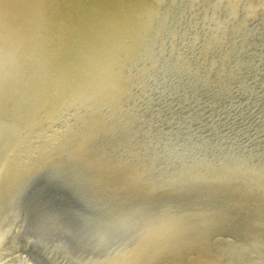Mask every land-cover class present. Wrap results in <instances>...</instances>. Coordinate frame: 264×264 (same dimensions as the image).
<instances>
[{
    "label": "rangeland",
    "instance_id": "rangeland-1",
    "mask_svg": "<svg viewBox=\"0 0 264 264\" xmlns=\"http://www.w3.org/2000/svg\"><path fill=\"white\" fill-rule=\"evenodd\" d=\"M13 1L17 2L0 1V15L3 16L0 17V41L11 42L4 46L0 42L3 62L0 60V143L8 146L6 152V145H0V264H264V239H261L264 238V213L261 214L264 212V174L256 173H264V10L251 2L253 12L246 15L247 6L239 4L242 0H129L123 8V16L129 13L126 17L130 19L127 24L132 25L131 31L119 54L108 58L104 54L107 46L110 48L108 44L86 39L91 36L90 31L96 30L95 24L104 22L96 15L99 11L96 6L91 5L94 9L86 7L88 2L84 0H59L62 4L53 0L52 9L45 10L32 2L22 0V5L18 0L17 6ZM118 1L123 6L127 0ZM179 3L181 10L173 17ZM6 6L9 9L5 12ZM11 10L15 15L12 16ZM57 10L68 16L79 18L81 15L79 21H85L89 26L82 24L90 29L83 26H73V29L71 23L64 26L56 20L60 12ZM35 16H39L38 20L44 25L37 22ZM43 17L52 19L54 26ZM31 24L39 28L33 30ZM60 26L61 29L57 28ZM13 31L18 38L10 37ZM35 31H42L39 37ZM28 36L31 37L29 42ZM43 37L45 41H39ZM20 43L23 46L18 45ZM35 43L36 46L40 44L41 48L37 49L43 52L42 57L36 46L33 47ZM19 47L24 49L19 50ZM25 48L35 50L36 55L27 54ZM6 51L8 54L23 52L28 57L21 54L22 58L21 55L18 58V54L11 53L14 59ZM33 55L39 60L35 62ZM23 58L24 63L21 62ZM25 58H31L35 64ZM8 62L13 66L4 65ZM37 62L43 63L45 70L38 64L46 74L40 72ZM33 65L41 76L45 74L44 79L38 73L34 77L35 71H32L37 69L34 67L30 71L28 67ZM16 68L22 70L21 73L15 71ZM9 71L12 75L16 73L15 77ZM27 72L39 79V83L27 75L28 80L31 79L28 82ZM53 77L61 83L56 86ZM99 79L107 81V85ZM114 79L118 84H113ZM41 81L45 82L41 84ZM102 84L108 87L102 88ZM27 88H31L30 91ZM36 101L38 106L33 104ZM30 108L37 109L39 116ZM238 161L243 163L239 165ZM238 165L244 170L236 168ZM257 165H260L259 170ZM245 167L254 169L246 170ZM222 170L228 171L224 172L226 175ZM202 171L209 176L215 174L216 177L211 176L215 180L202 175ZM41 181L55 188L53 197L34 193V184ZM229 181H232L230 185L238 181L236 189L228 184ZM240 200L242 202H238ZM258 214L263 216L260 217L263 221ZM212 217L216 221L221 219V224ZM252 222L261 226H252ZM159 223L161 226L157 228ZM162 226H167L168 230ZM195 228L200 232H194ZM249 229L255 234L247 233ZM204 232L210 235L204 236ZM187 238L192 239L193 244L189 245ZM205 238L209 241L204 242ZM148 249L150 251H146ZM150 254L155 263L148 261L153 260Z\"/></svg>",
    "mask_w": 264,
    "mask_h": 264
},
{
    "label": "bare ground",
    "instance_id": "bare-ground-1",
    "mask_svg": "<svg viewBox=\"0 0 264 264\" xmlns=\"http://www.w3.org/2000/svg\"><path fill=\"white\" fill-rule=\"evenodd\" d=\"M0 1H1V0H0ZM4 1H6V0H4ZM16 1L18 2V0H16ZM24 1L32 2L33 4H35V6L38 5L39 7L43 8V9L45 8V10H46V8H48V9H52L51 7L53 6V5L51 6V4H52L51 1H53V0H24ZM57 1H59V0H57ZM57 1H56V2H57ZM60 1H63V0H60ZM60 1H59V2H60ZM65 1H66V0H65ZM79 1L81 2V1H83V0H79ZM128 1H129V0L125 1V2L123 3V6H121V5L119 4V1H118V0H87V1L84 0V1H83L84 3H85V2H88L87 5H89V6L86 5V7H90L91 5H92V6H96V7L98 8L97 10H99L98 13H97L96 15H98V17L100 16V17L104 20L103 23L100 22V23L98 24L97 22H99V21L96 22L97 24H95V26H94V27H96V30H95V31L93 30L92 32L90 31L91 36L88 37V38H86V39H87V40H90V41L94 40V41H96V42H100V43L102 42V43H104V44L106 43V46H107V44H108V45L110 46V48L107 46V48L105 49V52H104V54H105L106 56H108V58H109L110 56H114V54L118 53L120 50L123 49V47H124V42H125V39H126V36H127L128 33L131 31V30H130V28H131L130 26H132V25H129V23L127 24V21H128V20L130 21V19H128V18L126 17V16L129 15V13H128V15L123 16V14H125L123 8L126 6V4H127ZM11 2H12V0H11ZM17 2H14V1H13V3H16V5L18 4ZM19 2L22 3V0H21V1L19 0ZM56 2H55V3H56ZM83 2H82V3H83ZM136 2H137V1H136ZM2 3H3V2H2ZM2 3H1V4H2ZM8 3L10 4L9 1H8ZM8 3H7V4H8ZM50 3H51V4H50ZM55 3H54V4H55ZM60 3H61V2H60ZM62 3H63V2H62ZM62 3H61V4H62ZM65 3H67V2H65ZM82 3H81V4H82ZM84 3H83V4H84ZM138 3H139V2H138ZM56 4H57V3H56ZM61 4H59V5L61 6ZM67 4H68V3H67ZM129 4H130V3H129ZM136 4H137V3H136ZM5 5H6V4H5ZM11 5H12V4H11ZM13 5H14V4H13ZM22 5H23V3H22ZM59 5H58V6H59ZM2 6H3V5H1V7H2ZM14 6H15V5H14ZM17 6H18V5H17ZM19 6H20V5H19ZM31 6H32V5H31ZM79 6H80V5H79ZM92 6H91V7H92ZM120 6H121V7H120ZM134 6H135V5H134ZM6 7H7V6H6ZM11 7H12V6H11ZM20 7H23V6H20ZM27 7H28V6H27ZM68 7H69V6H68ZM84 7H85V5H84ZM86 7H85L84 9H86ZM144 7H145V6H144ZM2 8H3V7H2ZM15 8H16V7H15ZM24 8H26V7L24 6ZM24 8H23V9H24ZM28 8H29V7H28ZM64 8H65V7H64ZM70 8H71V7H70ZM70 8H68V9H70ZM76 8L78 9V7H76ZM92 8H93V7H92ZM125 8H126V7H125ZM3 9H4V8H3ZM7 9H9V8L7 7L6 10H4V11L6 12ZM13 9H14V8H13ZM13 9H12V10H13ZM17 9H20V8H17ZM23 9H20V10H23ZM43 9H42V11H44ZM56 9H58V7H57ZM62 9H63V8H62ZM77 9H76V10H77ZM89 9L92 10L91 8H88V10H89ZM93 9H94V8H93ZM117 9H119V10L121 11V13H119V11H118ZM136 9H137V8H136ZM1 10H2V9H1ZM12 10H11V11H12ZM60 10H61V9H60ZM60 10H59V11H60ZM88 10H86V11H88ZM137 10H138V9H137ZM2 11H3V10H2ZM8 11H9V10H8ZM11 11H10V12H11ZM36 11H37V10H36ZM49 11H51V10H49ZM57 11H58V10H57ZM59 11H58V12H59ZM61 11H62V10H61ZM61 11H60V13H61ZM133 11H134V10H133ZM140 11H141V10H140ZM12 12H13V13H12V16L15 15L14 11H12ZM17 12H19V11L17 10ZM20 12H22L21 14H24L23 11H20ZM28 12H29V11H28ZM45 12H46V11H45ZM47 12H48V10H47ZM52 12H53V11H52ZM62 12H63V11H62ZM73 12H75V11H73ZM73 12H72V13H73ZM81 12H82V11H81ZM84 12H85V11H84ZM94 12H95V11H94ZM94 12L92 11V13H94ZM0 13H1V12H0ZM3 13H4V12H3ZM3 13H2V14H3ZM33 13H34V12H33ZM40 13H41V12H40ZM48 13H49V12H48ZM50 13H51V12H50ZM50 13H49V14H50ZM54 13H55V12H54ZM65 13H66V12H65ZM85 13L87 14V12H85ZM85 13H84V15H85ZM4 14H5V13H4ZM8 14H9V12H8ZM16 14H17V13H16ZM27 14H28V13H27ZM30 14H31V13H30ZM51 14H52V13H51ZM51 14H50V15H51ZM56 14H57V13H56ZM56 14H55V15H56ZM67 14H68V13H67ZM88 14H89V13H88ZM126 14H127V13H126ZM5 15H6V14H5ZM5 15H4V16H5ZM28 15H29V14H28ZM28 15H26V17H27ZM40 15H41V14H40ZM42 15H43V14H42ZM55 15H54V16H55ZM70 15H71V13H70ZM76 15H77V14H76ZM79 15H80V14H79ZM84 15H83V17H84ZM101 15H102V16H101ZM1 16H2V15H0V17H1ZM6 16H7V15H6ZM9 16H11V15H9ZM12 16H11V18H12ZM77 16H78V15H77ZM80 16H81V15H80ZM80 16H79V19H80ZM93 16H94V15H93ZM2 17H3V16H2ZM15 17H16V16H14L13 18H15ZM24 17H25V16H24ZM50 17H51V16H50ZM69 17H70V16H69ZM5 18H6V17H5ZM16 18H18V16H17ZM29 18H30V17H29ZM39 18H40L39 16H35V20L37 19V20H36L37 22L40 20ZM41 18H42V17H41ZM43 18H44V17H43ZM54 18H55V17H54ZM54 18H53V19H54ZM85 18H86V17H84V19H85ZM90 18H91V17H89V19H90ZM94 18H95V17H94ZM3 19H4V18H3ZM19 19H20V17H19ZM26 19H27V18H26ZM31 19H32V18H31ZM38 19H39V20H38ZM47 19H48V20L50 21V23H52V25L54 26L52 19H49V18H47ZM47 19L44 18V20H47ZM98 19H99V18H98ZM7 20H8V19H7ZM9 20H10V22H11V19H10V18H9ZM13 20H14V19H13ZM23 20H24V19H23ZM44 20H43V21H44ZM48 20H47V21H48ZM56 20H57V19H56ZM87 20H88V19H87ZM96 20H97V19H96ZM96 20H95V21H96ZM100 20H101V19H100ZM28 21H29V20H28ZM28 21L25 20V22H28ZM81 21H82V20H81ZM129 21H128V22H129ZM5 22H6V21H5ZM10 22H9V23H10ZM13 22H14V21H13ZM39 22H40V21H39ZM41 22H42V20H41ZM41 22H40V23H41ZM84 22H85V21H84ZM91 22H92V19H91ZM9 23H6V24L8 25ZM30 23H33V21L31 20ZM48 23H49V22H48ZM101 23H102V24L105 23V26H101V25H102ZM136 23H137V22H136ZM27 24H28V23H27ZM42 24H43V22H42ZM45 24H46V23H45ZM56 24H57V23H56ZM61 24H62V23H61ZM90 24H91V23H90ZM4 25H5V23H4ZM31 25H32V24H31ZM37 25H38V24H37ZM43 25H44V24H43ZM47 25H48V24H47ZM68 25H69V23H68ZM87 25H88V24H87ZM13 26H14V25H13ZM13 26H12V27H13ZM22 26H23V27H25V26L27 27L26 24H25V26L21 24V27H22ZM28 26H29V25H28ZM40 26H41V25H40ZM61 26H62V25H61ZM61 26H60V27H57V28H61ZM64 26H66V25L64 24ZM64 26H62V27H64ZM88 26H89V25H88ZM21 27H20V28H21ZM36 27H37V26H35V28H36ZM44 27H45V26H44ZM44 27H42V28L45 29ZM51 27H52V26H51ZM70 27H71V26H70ZM72 27H73V26H72ZM94 27H93V28H94ZM122 27H123V28H122ZM3 28H4V27H3ZM5 28H6V27H5ZM33 28H34V25H32V29H33ZM35 28H34V29H35ZM37 28H39V27H37ZM42 28H40V29L42 30ZM64 28H65V27H64ZM64 28H62V29H64ZM67 28H68V27H67ZM67 28H65V29H67ZM75 28H76V27H75ZM91 28H92V27H91ZM0 29H2V28L0 27ZM21 29H22V28H21ZM27 29H28V28H27ZM32 29H30V32H29V33H32V32H31ZM34 29H33V30H34ZM65 29H64V30H65ZM68 29H69V28H68ZM68 29H67V30H68ZM73 29H74V27H73ZM4 30H5V29H4ZM7 30H8V28H7ZM25 30H26V28H25ZM37 30H39V29H37ZM58 30H59V29H58ZM69 30H71V29H69ZM1 31H2V30H1ZM9 31H10V28H9ZM22 31H23V29H22ZM22 31H19V32H22ZM39 31H40V30H39ZM44 31H45V30H44ZM48 31H49V30H48ZM52 31H53V29H52ZM3 32H4V31H3ZM25 32L27 33V30H26ZM33 32H34V31H33ZM35 32H37V31H35ZM41 32H42V31H41ZM41 32H39V33L37 32L39 35L36 36V37H39L40 34H41ZM75 32H76V30H75ZM78 32H79V31H78ZM15 33H17V32H15ZM15 33H14V31H13V32H12V35H13V36L10 34V35H11L10 37H12V38L14 37V38L16 39L17 35H16V37H15ZM22 33H23V32H22ZM61 33H62V32H61ZM85 33H86V32H85ZM1 34H2V33H1ZM6 34L8 35L7 32H6ZM45 34H46V32H45ZM51 34H52V33H51ZM53 34H54V33H53ZM77 34H78V33H77ZM81 34H82V33H81ZM4 35H5V34H4ZM7 35H6V37H7ZM35 35H37V34H35ZM35 35H34V36H35ZM47 35H50V33L47 34ZM69 35H70V34H69ZM88 35H89V34H88ZM30 36H31V35H30ZM32 36H33V35H32ZM32 36H31V37H32ZM1 37H2V35H1ZM10 37H7V39L10 38ZM31 37H30V38H31ZM49 37H50V36H49ZM49 37H48V38H49ZM17 38H18V37H17ZM25 38H26V37H25ZM28 38H29V36H28ZM30 38L28 39V42H29ZM32 38H34V37H32ZM41 38H42V37H41ZM41 38H40L39 41H41V40L45 41V40H44V37H43V39H41ZM48 38L46 37V39H48ZM58 38H59V37H58ZM4 39H5V38H4ZM20 39L22 40L21 37H20ZM23 39H24V38H23ZM77 39H78V38H77ZM2 40H3V37H2ZM21 40H20V41H21ZM24 40H25V39H24ZM24 40H22V41H24ZM48 40H49V39H48ZM62 40H63V39H62ZM18 41H19V40H18ZM25 41H26V40H25ZM0 42L2 43V41H0ZM6 42H9V41L7 40ZM6 42L4 41V43H6ZM13 42H14V41H13ZM30 42L33 43V41H30ZM34 42H35V41H34ZM59 42H60V41H59ZM86 42H87V41H86ZM86 42H85V43H86ZM4 43H2V45H3ZM9 43L11 44V42H9ZM15 43H16V42H15ZM25 43H27V42H25ZM25 43H24V44H25ZM31 43H30V44L28 43L29 46H31ZM49 43H50V42H49ZM6 44H8V43H6ZM13 44H14V43H13ZM13 44H12V45H13ZM81 44H82V43H81ZM90 44H92V42H90ZM18 45H22V43H20V44H18ZM18 45L15 44V46H17V47H18ZM36 45H37V44L35 43V45H33V47L36 46ZM39 45H40V44H38V46H36V48H35L37 51H39V50L37 49L38 47L41 48ZM60 45H61V44H60ZM84 45H87V43L84 44ZM92 45H93V44H92ZM94 45H95V44H94ZM3 46H4V45H3ZM7 46H8V45H7ZM22 46H23V45H22ZM46 46H47V45H46ZM53 46H54V45H53ZM71 46H72V45H71ZM106 46H105V47H106ZM5 47H6V46H5ZM11 47H12L11 45H10L8 48L6 47V48L8 49V52L10 51L9 48H11ZM17 47H14V48H17ZM24 47H25V45H24ZM24 47H19L18 49H19V50H20L21 48L24 49ZM27 47H28V46H27ZM93 47H94V46H93ZM14 48H13V49H14ZM51 48H52V47H51ZM81 48H84V47H81ZM97 48H98V47H97ZM3 49H4V48H3ZM7 49H6V50H7ZM18 49H16V51H17ZM23 49H22V50H23ZM25 49H26V48H25ZM85 49H86V46H85ZM22 50H21V51H22ZM26 50L29 51V52H28V51L26 52L27 54L29 53V54L32 55V53H33V54L36 55V53H35L36 51H35V50H34L35 52H34V51L32 52V51L29 50V49H26ZM102 50H103V49H102ZM21 51H20V52H21ZM51 51H52V50H51ZM61 51H62V50H61ZM81 51H82V50H81ZM96 51H97V50H96ZM3 52H4V51H3ZM8 52L6 51V54H7V55L13 53V52H11V53L8 54ZM30 52H31V53H30ZM39 52H41V53H39V54H40L39 57H40V56L42 55L43 52H42V51H39ZM58 52H59V51H58ZM86 52H87V51H86ZM79 53H80V51H79ZM98 53H99V52H98ZM1 54H2V53H1ZM13 54H15V55L18 54L19 56L16 55V56H18V58L20 57L21 54H23V56H24V55H27V54H25V53H23V52H22V53H18V52H16V53H13ZM13 54H11V55L13 56ZM88 54H89V52H88ZM88 54H87V55H88ZM118 54H119V53H118ZM4 55H5V54H4ZM11 55H9V56H11ZM35 55H33L34 57L32 56V57H33L32 59H35V62H36V61L39 60V59L36 60ZM45 55H46V54H45ZM80 55H81V54H80ZM9 56H8V57H9ZM12 56H11V57H12ZM42 56H43V55H42ZM42 56H41V57H42ZM81 56H82V55H81ZM88 56H89V55H88ZM117 56H118V55H117ZM0 57H1V56H0ZM2 57L7 58V56L5 57V56H3V55H2ZM11 57L9 58V60L12 59ZM13 57H14V56H13ZM27 57H28V55H27ZM29 57H30V56H29ZM84 57L87 58L86 56H84ZM93 57H94V56H93ZM18 58L16 57V60H18ZM20 58H22V55H21ZM43 58H44V57H43ZM76 58H77V57H76ZM89 58H90V57H89ZM89 58H88V59H89ZM14 59H15V57H14ZM25 59H26V58H25ZM28 59L30 60L31 58H28ZM28 59H26V60H28ZM32 59L30 60L31 62H32ZM80 59H81V58L79 57V60H80ZM117 59H118V58H117ZM0 60H1V59H0ZM4 60H5V59H4ZM4 60H3V61H4ZM20 60H21V59H20ZM23 60H24V58L21 60V62H22ZM40 60H41V58H40ZM42 60H43V59H42ZM42 60H41V61H42ZM58 60H60V59H58ZM84 60H85V59H84ZM91 60H92V59H91ZM97 60H98V59H97ZM5 61H6V60H5ZM24 61H25V60H24ZM24 61H23L22 63H24ZM30 61L28 62V64L30 63V65L32 66V64H31ZM48 61H49V60H48ZM68 61H69V60H68ZM71 61H72V60H71ZM81 61H82V60H81ZM110 61H111V60H110ZM116 61H117V60H116ZM1 62H2V60H1ZM16 62H17V61H16ZM21 62H20V63H21ZM35 62L33 61L32 63L35 64ZM84 62H85V61H84ZM84 62H83V63H84ZM86 62H88V61H86ZM86 62H85V63H86ZM117 62H118V61H117ZM18 63H19V62H18ZM18 63H17V64H18ZM38 63H40V62H37L36 64H38ZM43 63H45V62L43 61ZM43 63L41 62V63H40V64H41L40 66H42ZM79 63H80V61H79ZM94 63H95V62H94ZM101 63H102V62H101ZM108 63H109V62H108ZM2 64H3V62H2ZM5 64H9V66H10V65L13 66V64H11V62L4 63V65H5ZM15 64H16V63H15ZM28 64H27V65H28ZM48 64H50V63H48ZM65 64H66V63H65ZM81 64H82V63H81ZM96 64H97V62H96ZM106 64H107V63H106ZM18 65H19V64H18ZM18 65H17V66H18ZM24 65H25V64H24ZM76 65H77V62H76ZM87 65H88V64H87ZM87 65H86V66H87ZM14 66H15V65H14ZM20 66H21V64H20ZM31 66H28L29 69H30V71H32V70L34 69V67H35L34 65H33V67H31ZM38 66H39V64H38ZM40 66H39V67H40ZM83 66H84V65H83ZM88 66H89V65H88ZM88 66H87V67H88ZM107 66H108V65H107ZM6 67H8V66H6ZM15 67H16V66H15ZM24 67H26L27 70H28V67H27V66H24ZM36 67H37V66H36ZM36 67H35V68H36ZM68 67H69V66H68ZM80 67H81V66H80ZM102 67H103V65H102ZM9 68L12 69L13 67H12V68L9 67ZM22 68H23V66H22ZM62 68H63V67H62ZM66 68H67V67H66ZM78 68H79V67H78ZM83 68H86V67H83ZM104 68H105V67H104ZM106 68H107V67H106ZM10 69H9V70H10ZM16 69H17V68H16ZM36 69H37V70H33V71H32V72L35 71V75H34V77L37 75L36 73L39 74V72H38L39 69H38V68H36ZM40 69H41V67H40ZM45 69H46V68H44V65H43V70H45ZM81 69H82V67H81ZM81 69H80V71H81ZM101 69L104 70L103 68H101ZM110 69H111V67H110ZM14 70H15V69H14ZM24 70H25V68H24ZM96 70H97V69H96ZM114 70H116V68H115ZM10 71H13V70H10ZM10 71H9V72H10ZM15 71L18 72L19 70L17 69V70H15ZM20 71H22V70H20ZM20 71H19V72H20ZM30 71H29V72H30ZM54 71H55V70H54ZM110 71H111V70H110ZM116 71H117V70H116ZM116 71H115V72H116ZM23 72H25V71H23ZM23 72H22V74H23ZM40 72L43 73L44 71L42 72V69H41ZM46 72H47V71H45L44 73L46 74ZM52 72H53V71H52ZM57 72H58V71H57ZM62 72H63V71H62ZM98 72H99V71H98ZM98 72H97V73H98ZM115 72H114V73H115ZM12 73H13V75L11 74V72H10V75H12L13 77H15L16 73H14V72H12ZM20 73H21V72H20ZM60 73H61V72H60ZM110 73H111V72H110ZM110 73H109V75H110ZM116 73H117V72H116ZM116 73H115V75H116ZM24 74H25V73H24ZM24 74H23V75H24ZM29 74H31V73H29ZM29 74H28V72H27V74L25 75V77H27V75H29ZM45 74H44L43 76H41V75L39 74V76H40L42 79H44V78H45V77H44ZM57 74H58V73H57ZM92 74H93V73H92ZM95 74H96V73H95ZM99 74H100V73H99ZM104 74H107V73L104 72ZM19 75H20V74H19ZM31 75H32V74H31ZM47 75H48V74H47ZM47 75H46V76H47ZM49 75H50V74H49ZM52 75H53V74H52ZM100 75H101V74H100ZM62 76H63V74H62ZM62 76H61V77H62ZM95 76H96V75H94V77H95ZM102 76L104 77L105 75H102ZM112 76H113V75H112ZM112 76L110 75L111 79H112ZM29 77L33 78L34 80H37V79H35L34 77H32V76H30V75H29ZM37 77H38V76H37ZM37 77H36V78H37ZM43 77H44V78H43ZM47 77H48V76H47ZM47 77H46V78H47ZM56 77H60V76H56ZM98 77H99V76H98ZM98 77H97L96 79L94 78L95 81L98 79ZM103 77H102V78H103ZM114 77H115V76H114ZM20 78H21V76L19 77V79H20ZM38 78H39V77H38ZM53 78H54V77H53ZM21 79H22V81H23V78H21ZM28 79H29V78L27 77V80H28ZM55 79H56V78H54V81H55ZM61 79H62V78H61ZM116 79H117V78H116ZM46 80H47V79H46ZM46 80H45V81H46ZM50 80H51V79H50ZM109 80H110V78H109ZM109 80H108V81H109ZM25 81H26V80H25ZM25 81L23 82V85H25ZM30 81H31V79L28 80V82H30ZM32 81H33V80H32ZM37 81H38L37 83H39L40 80L38 79ZM45 81H41V84H42V82H45ZM48 81H49V80H48ZM54 81H53V82H54ZM97 81H98V80H97ZM99 81H100V79H99ZM100 82H102V79H101ZM100 82H98V83H100ZM103 82L105 83V82H107V81H103ZM103 82H102V83H103ZM112 82H113V81H112ZM115 82L118 84V81H115V79H114V83H113V84H115ZM35 83H36V82H35ZM35 83L33 82V84H34V85H33L34 88L36 87V86H35ZM51 83H52V81H51ZM56 83H59L58 80L55 81V85H56ZM60 83H61V82H60ZM60 83H59V84H60ZM92 83H93V82H92ZM95 83H96V82H95ZM95 83H94V84H95ZM30 84H31V86H30ZM30 84H27V87H28V85H29L30 87H32V83H30ZM45 84H46V83H45ZM52 84H54V83H52ZM52 84H51V85H52ZM87 84H88V83H87ZM100 84H101V83H100ZM105 84H106V83H105ZM108 84H109V82H108ZM110 84H112V83H110ZM55 85H54V86H55ZM97 85H98V84H97ZM106 85H107V84H106ZM106 85H104V86H105V87H108V86H106ZM37 86H38V85H37ZM43 86H45V85H43ZM56 86H57V85H56ZM58 86H59V85H58ZM104 86H103V84L101 85L102 88H103ZM109 86H110V85H109ZM113 86H114V85H113ZM113 86H112V88H113ZM117 86H118V85H117ZM117 86H116V87H117ZM49 87H50V86H49ZM52 87H53V86H52ZM38 88H40V87H38ZM99 88H100V87H99ZM110 88H111V87H110ZM112 88H111V90H112ZM114 88H115V87H114ZM27 89H28V88H27ZM29 89H31V88H29ZM29 89H28V91H30ZM35 89H36V88H35ZM35 89L32 88V91L35 90ZM41 89H42V87H41ZM41 89H40V90H41ZM50 89L52 90V88H50ZM86 89H87V88H86ZM86 89H85V90H86ZM36 90H37V89H36ZM56 90H57V88H56ZM85 90H84V91H85ZM93 90H94V89H93ZM103 90H104V89H102V91H103ZM21 91H22V90H21ZM25 91H26V90H25ZM38 91H39V90H38ZM60 91H61V90H60ZM88 91H89V90H88ZM94 91H96V90H94ZM100 91H101V90H100ZM23 92H24V91H23ZM56 92H57V91H56ZM58 92H59V91H58ZM96 92H97V91H96ZM108 92H109V91H108ZM110 92H112V91H110ZM110 92H109V93H110ZM114 92H115V91H114ZM26 93H28V92H26ZM39 93H40V92H39ZM52 93H53V92H52ZM90 93H91V92H90ZM97 93L99 94V91H98ZM97 93H96V97H98V96H97ZM21 94H22V92H21ZM36 94H37V93H36ZM92 94H93V93H92ZM101 94H102V93H101ZM23 95H28V94L23 93ZM33 95H34V94H33ZM102 95H103V94H102ZM53 96H54V95H53ZM55 96H56V95H55ZM55 96H54V97H55ZM83 96H86V95H83ZM92 96H95V94H94V95H91V97H92ZM107 96H108V95H107ZM15 97H16V96H15ZM27 97H28V96H26V98H27ZM54 97H53V98H54ZM81 97H82V96H81ZM89 97H90V95H89ZM91 97H90V98H91ZM108 97H110V96H108ZM23 98H24V97H23ZM26 98H25V99H26ZM28 98H29V97H28ZM28 98H27V99H28ZM32 98H35V97H32ZM32 98H31V100H32ZM92 98H93V97H92ZM92 98H91V99H92ZM102 98H103V97H102ZM105 98H106V96H105ZM21 99H22V98H21ZM27 99H26V100H27ZM82 99H83V98H82ZM95 99H96V98H95ZM98 99H99V97H98ZM106 99H107V98H106ZM34 100H35V99H34ZM41 100H42V99H41ZM99 100H100V99H99ZM38 101H39V99H38ZM43 101H44V100H43ZM43 101H42V102H43ZM93 101H94V100H93ZM95 101H96V100H95ZM106 101H107V100H106ZM22 102H23V101H22ZM28 102H29V101H28ZM30 102H31V101H30ZM40 102H41V101H40ZM97 102H98V100H97ZM100 102H101V101H100ZM100 102H98V103H100ZM102 102H103V101H102ZM16 103H17V102H16ZM25 103H26V102H25ZM17 104H19V103H17ZM17 104H16V106H17ZM21 104H22V103H21ZM27 104H28V103H27ZM33 104H37V101H36V103H33ZM38 104H39V103H38ZM38 104H37V106H38ZM96 104H97V103H96ZM28 105H29V104H28ZM44 105H45V104H44ZM98 105H99V104H98ZM98 105H97V106H98ZM9 106H10V105H9ZM11 106H13V105H11ZM42 106H43V103H42ZM13 107H14V106H13ZM13 107H11V108H13ZM18 107H20V106H18ZM35 107H36V106L34 105V108H35ZM2 108H3V107H2ZM21 108H22V106H21ZM25 108H26V107H25ZM34 108H33V109L30 108V109L33 110V111L35 112L37 109L34 110ZM38 108H39V107H38ZM7 109H8V108H7ZM9 109H10V108H9ZM26 109H28V107H27ZM26 109H25V110H26ZM30 109H29V111H30ZM39 109H40V108H39ZM211 109H212V108H211ZM10 110H11V109H10ZM10 110H9V111H10ZM15 110H16V108H15ZM27 111H28V110H27ZM39 111H40V110H39ZM208 111H209V110H208ZM2 112H3V111H2ZM14 112H15V111H14ZM14 112H13V113H14ZM16 112H17V111H16ZM236 112H237V111H236ZM6 113H7V112H6ZM11 113H12V112H11ZM20 113H21V112H20ZM25 113H26V112H25ZM35 114L38 115L39 113H37V111H36ZM198 114H199V113H198ZM263 114H264V113H263ZM9 115H10V114H9ZM17 115H18V114H17ZM27 115H28V114H27ZM13 116H14V115H13ZM18 116H19V115H18ZM38 116H39V115H38ZM196 116H197V115H196ZM196 116H194V117L197 118ZM21 117H22V116H21ZM190 117H191V116H190ZM17 118H18V117H17ZM25 118H26V117H25ZM192 118H193V117H191L190 119L192 120ZM195 118H194V119H195ZM202 118H203V117H202ZM14 119H15V118H14ZM22 119H23V118H22ZM25 120H26V119H25ZM199 120H200V119H199ZM216 120H217V119H216ZM1 121H2V120H1ZM3 121H4V120H3ZM19 121H20V119H19ZM26 121H27V120H26ZM26 121H24V122H26ZM205 122H206V121H205ZM1 124H2V123H1ZM20 124H21V123H20ZM25 124L27 125V123H24V125H25ZM29 124H30V123H29ZM4 125H5V123H4ZM4 125H2V126H4ZM22 125H23V124H22ZM24 125H23V126H24ZM16 126H17V124H16ZM17 127H19V125H18ZM3 128L5 129V126H4ZM21 128H22V127H21ZM21 128H20V129H21ZM23 128H24V127H23ZM14 129H15V128H14ZM14 129H13V130H14ZM17 129H19V128H17ZM15 130H16V129H15ZM15 130L13 131V134L17 131V130L15 131ZM21 130H22V129H21ZM19 131H20V130H19ZM7 133L9 134L10 132L8 131ZM7 133H6V134H7ZM8 134H7V135H8ZM10 134H11V133H10ZM17 134H18V133H17ZM11 135H12V134H11ZM11 135H10V136H11ZM15 135H16V133H15ZM190 135H191V134H190ZM2 137H3V136H2ZM186 137H187V136H186ZM3 138H4V137H3ZM14 138H15V137H14ZM16 138H19V137L17 136ZM191 138H192V137H191ZM7 139H8V137H7ZM16 140H17V139H16ZM262 140H264V139H262ZM11 141H12V138H11ZM13 142H14V141H13ZM17 142H18V141H16L15 143H17ZM259 143H260V142H259ZM263 143H264V142H263ZM3 144L6 145L5 143H3ZM9 144H11V143H9ZM0 145H2V144L0 143ZM4 145H2V146H4ZM14 145H15V144H14ZM185 146H186V145H185ZM185 146H183V147H185ZM6 147H8V146L6 145V146L4 147V149H5ZM11 149H12V148H11ZM263 149H264V147H263ZM5 150H6V149H5ZM8 150L10 151V148H9ZM3 151H4V150H3ZM252 151H253V150H252ZM6 152H7V150H6ZM6 152H5V154H6ZM6 155H7V154H6ZM6 155H5V156H6ZM180 159H181V158H180ZM258 159H259V158H258ZM262 160H263V159H262ZM180 161H182V160H180ZM250 161H251V160H250ZM255 161H256V160H255ZM1 162H2V161H1ZM1 162H0V163H1ZM236 162H237V161H236ZM236 162H233V163H236ZM238 162H239V161H238ZM230 163H231V162H230ZM230 163H229V165H230ZM241 163H243V162H241ZM241 163L239 162V165H240ZM245 163H247V162H245ZM224 164H225V163H224ZM231 164H232V163H231ZM237 164H238V163H237ZM237 164H236V165H237ZM1 165H2V164H1ZM226 165H227V163H226ZM229 165H228V166H229ZM236 165H235V166H236ZM239 165H238V167H236V168L241 169V168H239V167H240ZM247 165H248V164H247ZM260 165H261V164H260ZM260 165H259V166H260ZM228 166H227V167H228ZM248 166H250V165H248ZM252 166L255 167L253 164H252ZM257 166H258V165H257ZM259 166L257 167L258 170H259V168H260ZM219 167H220V166H219ZM231 167H232V166H231ZM231 167H230V169H231ZM253 167H252V168L249 167V168H251V169H249L248 167H247V168L245 167V168H246V170H247V169L252 170V169H254ZM263 167H264V166H263ZM221 168H222V167H221ZM221 168H219V169H220L219 172L221 171ZM223 168H224V166H223ZM225 168H226V166H225ZM232 168H235V167H232ZM236 168H235V170H236ZM255 168H256V167H255ZM238 169H237V171L239 172ZM242 169H243V168H242ZM242 169H241V170H242ZM261 169H262V168H261ZM261 169H260V170H261ZM223 170H224V169H223ZM223 170H222L223 173H224V172H228V171H226L227 169H226L225 171H223ZM228 170H229V167H228ZM233 170H234V169H233ZM235 170H234V171H235ZM243 170H244V169H243ZM243 170H242V171H243ZM258 170L255 169V171H258ZM263 170H264V169H263ZM189 171H190V170H188V173H189ZM217 171H218V170H217ZM217 171H216L215 173H218ZM255 171H254V172H255ZM199 172H200V171H199ZM202 172L204 173V171H202ZM202 172L199 173V174H202ZM205 172H206V171H205ZM209 172H210V171H209ZM254 172H250V173H253V175H254ZM185 173H186V172H185ZM220 173H221V172H220ZM232 173H236V172H232ZM232 173H231V174H232ZM247 173H248V172H247ZM256 173H257V174H258V173H260V174H261V173L264 174L262 171H261V172L259 171V172H256ZM256 173H255V174H256ZM3 174H4V173H3ZM182 174H183V173H182ZM197 174H198V173H197ZM199 174H198L199 177L202 176V175H206V173H204V174H202V175H199ZM224 174H225V173H224ZM231 174H230V175H231ZM238 174H239V173H238ZM241 174H242V173H241ZM243 174H244V173H243ZM245 174H246V173H245ZM0 175H1V174H0ZM210 175H211V174H210ZM212 175H213V174H212ZM212 175H211V176H212ZM214 175H215V174H214ZM214 175H213V176H214ZM222 175H223V174H222ZM225 175H226V174H225ZM228 175H229V174H228ZM233 175L235 176V174H233ZM233 175H231V176L233 177ZM236 175H237V174H236ZM239 175H240V174H239ZM176 176H177V175H176ZM193 176H194V175H193ZM196 176H197V175H196ZM206 176L208 177L209 175H206ZM206 176H204V178H205ZM211 176H209L208 178H210ZM240 176H241V175H240ZM262 176H263V175H262ZM262 176H261V177H262ZM174 177H175V176H174ZM182 177H183V176H182ZM207 177H206V178H207ZM215 177H216V175H215ZM217 177L220 178L221 175H220V176L217 175ZM237 177L240 178L239 176H237ZM259 177H260V176H259ZM261 177H260V178H261ZM176 178H177V177H176ZM191 178H192V177H191ZM195 178H196V177H195ZM211 178H212V177H211ZM223 178H224V177H223ZM260 178H259V179H260ZM174 179H175V178H174ZM188 179L190 180V178H188ZM212 179H214V177H213ZM212 179H210V180H212ZM230 179H231V178H230ZM168 180H169V179H168ZM214 180H215V179H214ZM217 180H218V179H217ZM219 180H220V179H219ZM251 180H252V179H251ZM254 180H255V179H254ZM224 181H227V180H224ZM244 181H245V180H244ZM244 181H242V182H244ZM262 181H263V180H262ZM199 182H200V181H199ZM220 182H221V181H220ZM236 182H238V181H235V183H236ZM242 182H240V183L242 184ZM246 182H247V180H246ZM249 182H250V180L248 181V183H249ZM251 182H252V181H251ZM171 183H172V182H171ZM221 183H223V181H222ZM229 183H232V181H229L228 184H229ZM235 183L232 184V185H234L233 187H232V185H230V184H229V185H230L233 189H234V187H235V189H236ZM224 184H227V182H225ZM249 184H250V183H249ZM166 185H167V184H166ZM220 185H221V184H220ZM247 185H248V184H247ZM254 185H255V184H254ZM257 185H258V184H257ZM262 185H263V184L261 183V186H260V187H262ZM179 186H180V185H179ZM258 186H259V185H258ZM263 186H264V185H263ZM183 187H184V186H183ZM185 187H186V186H185ZM216 187H217V186H216ZM237 187H238V186H237ZM181 188H182V187H181ZM256 188H257V187H256ZM224 189H225V188H224ZM241 189L243 190L242 186H241ZM241 189H240V190H241ZM259 189H260V188H259ZM246 190H247V189H246ZM244 191H245V189H244ZM254 191H255V190H254ZM263 191H264V190H262V193H263ZM209 192H210V191H209ZM235 192H236V193H237V192L240 193V191H238V190H235ZM235 192H234V193H235ZM260 192H261V191H260ZM244 193L246 194V191H245ZM205 194H206V193H205ZM232 194H233V193H231L230 195L233 196ZM240 194H241V193H240ZM242 194H243V193H242ZM252 194H253V193H252ZM244 196H245V195H244ZM244 196H243V197H244ZM220 197H221V196H220ZM238 197H239V196H238ZM232 198H234V196H233ZM235 198H237V194H236ZM250 198H251V196H250ZM242 199H243V198H242ZM244 199H246V198H244ZM247 199H248V198H247ZM261 199H262V198H261ZM228 200H229V199H228ZM235 200H236V199H235ZM262 200H264V199H262ZM229 201H230V200H229ZM229 201H228V202H229ZM233 201H234V200H232V202H233ZM236 201H237V200H236ZM245 201H246V200H244L243 202H245ZM247 201H248V200H247ZM258 201H259V200H258ZM238 202H242V201L240 200V201H238ZM249 202H250V201H248V204H249ZM255 202H256V201H255ZM229 203H230V202H229ZM233 203H236V202H233ZM246 203H247V202H246ZM260 203H261V202H260ZM243 204H245V203H243ZM227 205H228V204H227ZM235 205H239V204H235ZM235 205H234V206H235ZM245 205H246V204H245ZM249 205L252 206V205H253L252 202H251V204H249ZM249 205H248V208H249ZM224 206H225V205H224ZM253 206L256 207V205H253ZM260 206L262 207V205H260ZM260 206H258V207H260ZM246 207H247V206H246ZM228 208L230 209V207H228ZM235 208H237V207H235ZM253 208H254V207H253ZM256 208H257V207H256ZM220 209H221V208H220ZM221 210H222V209H221ZM249 210H250V209H247V211H249ZM252 210H253V209H252ZM247 211H246V212H247ZM257 212H260V211H257ZM244 213H245V212H244ZM249 213H250V212H249ZM249 213H247V214H249ZM255 213H256V211H254V214H255ZM263 213H264V212H262L261 214L263 215ZM233 214H234V213H233ZM256 214H257V213H256ZM256 214H255V216H256ZM261 214H260V215L258 214V216H259L258 218L263 217ZM202 215H204V214H202ZM205 215H206V214H205ZM214 215H215V214H214ZM214 215H213V216H214ZM243 215H244V214H243ZM250 215H252V213H251ZM250 215H249V216H250ZM193 217H194V216H193ZM201 217H202V216H201ZM215 217H216V216H215ZM217 217H218V216H217ZM256 217H257V216H256ZM256 217H253V218L255 219ZM190 218H191V217H190ZM198 218H199V215H198ZM206 218H209V216L207 217V215H206ZM206 218H205V220H206ZM212 218H213V217H212ZM231 218H232V217H231ZM241 218H242V217H241ZM251 218H252V216H251ZM191 219L193 220V218H191ZM200 219H201V218H200ZM200 219H199V220H200ZM209 219H210V218H209ZM213 219H214V218H213ZM213 219H212V221H213ZM215 219H216V218H215ZM215 219H214V221H216ZM222 219H223V218H222ZM238 219H240V218H238ZM188 220H190V219H188ZM194 220H195V218H194ZM202 220H203V218H202ZM219 220H221V219H219ZM219 220L216 221V222H217V223L220 222V224H221V221H219ZM246 220H247V219H246ZM250 220L252 221V219H250ZM250 220L248 219L247 221L249 222ZM256 220H257V223H258V220H259V219H256ZM260 220H262V218H260ZM260 220H259V223L262 224L261 222H262L263 220H262L261 222H260ZM184 221H185V220H184ZM196 221H198V219L195 220V222H196ZM206 221H207V220H206ZM212 221H211V222H212ZM239 221H240V220H239ZM242 221H243V220H241V222H242ZM164 222H165V221H164ZM185 222H186V221H185ZM199 222H201V220H200ZM224 222H225V221H224ZM224 222H223V223H224ZM226 222H227V221H226ZM253 222H255V221L253 220ZM253 222H252V224H251L252 226H253V224L255 225V223H253ZM161 223H163V222H161ZM161 223L157 224V228H158L159 226H161V225H160ZM167 223H168V222H167ZM167 223H165V225H166ZM187 223H188V222H187ZM209 223H210V222H209ZM209 223H207V225H208ZM212 223H215V222H212ZM212 223H211V224H212ZM217 223H216V225L219 226V224H217ZM263 223H264V222H263ZM163 224H164V223H163ZM163 224H162V225H163ZM169 224H170L169 226H172L171 224H173V223L170 222ZM189 224H191V223H189ZM194 224H195V223H194ZM260 224H259V225L256 224L255 226L258 225V226L260 227V226H261ZM158 225H159V226H158ZM180 225H182V223H180ZM180 225H178V226H180ZM184 225H185V223H184ZM192 225H193V224H192ZM205 225H206V224H205ZM212 225H213V224H212ZM212 225H211V227H212ZM222 225H223V224H222ZM244 225H245V224H244ZM251 225H250V227H252ZM263 225H264V224H263ZM174 226H175V225H173V227H174ZM193 226H194V225H193ZM213 226H214V225H213ZM220 226H221V225H220ZM255 226H254V227H255ZM258 226H257V228H258ZM162 227H164V226H162ZM162 227H160V229H162ZM165 227H166V228H165ZM165 227H164V228H165L166 230H168V229H167V226H165ZM188 227H190L189 230H190V229H191V231L193 230V229L191 228L192 226L189 225ZM214 227H215V226H214ZM247 227H248V226H247ZM254 227H252V228H254ZM155 228H156V227H155ZM157 228H156V230H157ZM169 228H170V227H169ZM183 228H184V227H183ZM185 228L187 229V225H186ZM197 228H198V227H197ZM202 228L204 229V226H203ZM208 228H209V226H208ZM248 228H249V227H248ZM160 229H159V230H160ZM170 229H171V228H170ZM170 229H169V231H170ZM186 229H185V233H186ZM203 229H201V230H203ZM205 229H207V226H206ZM209 229H211V228H209ZM159 230H158V231H159ZM175 230H176V229H175ZM178 230H179V228H178ZM178 230H177V231H178ZM181 230H182V229H181ZM211 230H212V229H211ZM249 230H251V231L248 232V230H247V233L250 234V233L252 232V233L255 234V232L252 231L253 229H249ZM169 231H167V232H169ZM173 231H174V229H173ZM195 231H196V228L194 229V232H195ZM205 231H206V230H205ZM149 232H151V231H149ZM154 232H155V231H154ZM156 232H157V231H156ZM165 232H166V231H165ZM197 232L199 233L200 231L198 230V231H196V233H197ZM212 232H213V230H212ZM263 232H264V231H263ZM161 233H162V230H161ZM170 233H174V232H170ZM175 233L178 234V232H175ZM182 233H184V232H182ZM182 233H181V234H182ZM189 233H190V232H189ZM196 233H195V235H196ZM207 233L209 234V232H207ZM207 233H206V234H207ZM152 234H153V232H152ZM155 234H156V233H155ZM158 234H160V233H158ZM164 234H165V233H164ZM167 234H168V233H166L165 236H166ZM190 234H191V233H190ZM193 234H194V233H193ZM193 234H191V235H193ZM200 234H201V233H200ZM202 234H203V231H202ZM206 234H205V232H204V236H206ZM257 234H258V233L256 232V235H257ZM260 234H261V233H260ZM162 235H163V234H162ZM185 235H187V234H184V236H185ZM209 235H210V234H209ZM251 235H252V234H251ZM251 235H250V238L253 236V235H252V236H251ZM151 236H152V235H151ZM156 236H157V234H156ZM165 236H163L162 238H164ZM175 236H176V235H175ZM175 236H174V237H175ZM179 236H180V234H179ZM182 236H183V235H182ZM182 236H181V237H182ZM188 236H189V234H188ZM198 236H199V235H198ZM202 236H203V235H202ZM259 236H260V235H259ZM259 236H258V237H259ZM261 236H263V233L261 234ZM148 237L150 238V236H147V239L150 240ZM153 237H154V236H153ZM174 237H171V238H174ZM176 237H177V236H176ZM176 237H175V238H176ZM181 237H180V238H181ZM191 237H192V236H191ZM200 237H201V236H200ZM207 237L209 238L210 236H207ZM258 237H256V238H258ZM263 237H264V236H263ZM175 238H174V239H175ZM180 238H177V241H178V239H180ZM183 238H184V237H183ZM188 238H190V237H188ZM188 238H187V240H189ZM202 238H203V237H202ZM208 238H207V239L205 238L206 240L204 239L203 241H204V242H205V241H209ZM250 238H249V239H250ZM252 238H253V237H252ZM254 238H255V235H254ZM174 239H172V240H174ZM195 239H196V237H195ZM261 239L263 240L264 238H261ZM261 239H260V237H259V238H258V241H259V240L261 241ZM154 240H155V238H154ZM163 240H164V239H163ZM163 240H162V241H163ZM170 240H171V239H170ZM181 240H182V239H181ZM187 240H186V241H187ZM200 240H202V239H200ZM255 240H257V239H255ZM145 241H146V239H145ZM150 241H151V240H150ZM166 241H168V239H166ZM189 241H190V240H189ZM198 241H199V240H198ZM260 241H259V242H260ZM143 242H144V241H143ZM143 242H142V243H143ZM160 242H161V240H160ZM170 242H171V241H170ZM175 242H176V241H174L173 243H175ZM178 242H179V241H178ZM182 242H183V241H182ZM182 242H181V243H182ZM195 242H196V241H195ZM195 242H194V243H195ZM201 242H202V241H201ZM259 242H258V243H259ZM142 243H141V244H142ZM162 243H164V242H162ZM183 243H184V242H183ZM186 243H187V242H185V244H186ZM190 243L193 244L192 239H191V241L189 242V245H191ZM206 243L208 244V242H206ZM206 243H205V244H206ZM141 244H140V246H141ZM144 244H145V242H144ZM158 244H159V243H158ZM165 244H166V243H165ZM175 244L177 245V243H175ZM195 244H196V243H195ZM197 244H199V243H197ZM197 244H196V245H197ZM203 244H204V243H203ZM154 245H156V244H154ZM160 245H161V243H160ZM162 245H164V244H162ZM170 245H172V243H171ZM173 245H174V244H173ZM176 245H174V246H175L174 248H176ZM183 245H184V244H183ZM189 245H188V246H189ZM199 245H200V244H199ZM254 245H255V244H254ZM256 245H257V244H256ZM143 246H144V245H143ZM143 246H141V247H143ZM147 246H148V245H147ZM149 246H151V244H149ZM165 246H167V245H165ZM180 246H182V245H180ZM188 246H187V247L184 246V248L186 247V249H188ZM201 246H202V245H201ZM201 246H198V247H201ZM151 247H152V246H151ZM155 247H156V246H155ZM159 247H160V246H159ZM161 247H162V246H161ZM168 247H170V246H168ZM172 247H173V246H172ZM178 247H179V246H178ZM194 247H195V246H194ZM205 247H206V246H205ZM257 247H258V246H257ZM138 248H140V247H138ZM138 248H137V249H138ZM144 248H145V247H144ZM147 248H148V247H147ZM153 248H154V246H153ZM180 248H181V247H179V249H180ZM201 248H202V247H201ZM201 248H200V249H201ZM137 249H136V250H137ZM141 249H142V248H141ZM149 249H150V247H149ZM149 249L146 250V251L153 250V249H150V250H149ZM157 249H158V248H157ZM164 249H165V248H164ZM170 249H171V248H170ZM170 249H169V250H170ZM179 249H178V251H181V250H182V249H180V250H179ZM196 249H197V248H196ZM136 250H135V251H136ZM138 250H140V249H138ZM169 250H167V251L169 252ZM174 250H175V249H174ZM176 250H177V249H176ZM146 251H144V253H145ZM155 251H156V250H155ZM162 251H163V250H162ZM162 251H161V252H162ZM165 251H166V250H165ZM187 251H188V250H187ZM198 251H200V250H198ZM142 252H143V251H142ZM151 252H152V251H151ZM172 252H174V251H172ZM172 252H171V253H172ZM176 252H177V251H176ZM182 252H183V251H182ZM191 252H192V251H191ZM140 253H141V252H140ZM144 253H143V254H144ZM152 253H153V252H152ZM162 253H163V252H162ZM177 253H178V252H177ZM177 253H176V254H177ZM132 254H134V253H132ZM138 254H139V253H138ZM138 254L136 253V255H138ZM143 254H140V255L142 256ZM148 254H149V252H148ZM155 254H157V253H155ZM168 254H169V253H168ZM168 254H166V255H168ZM179 254H180V253H179ZM179 254H178V257L180 256ZM181 254H183V253H181ZM134 255H135V254H134ZM134 255H133V256H134ZM140 255H139V256H140ZM144 255H145V254H144ZM151 255H152V254H150V258L153 259V257H151ZM157 255H158V254H157ZM157 255H156V256H157ZM163 255H164V254H163ZM171 255H172V254H171ZM183 255H184V254H183ZM133 256H132V259H133ZM141 256H140V258H141ZM146 256H147V252H146ZM146 256H144V257H145V260H147V259H146ZM152 256H153V255H152ZM154 256H155V255H154ZM181 256H182V255H181ZM120 257H121V256H120ZM120 257H119V258H120ZM122 257H123V256H122ZM122 257H121V259H122ZM135 257H137V256H134V258H135ZM144 257L142 256L143 259H144ZM147 257H148V256H147ZM168 257H169V256H168ZM175 257H176V256L174 255V258H175ZM182 257H183V256H182ZM182 257H181V259H182ZM154 258H157V257H154ZM158 258H159V256H158ZM121 259H120V260H121ZM128 259H129V257H128ZM143 259H141V260H143ZM169 259H171V258H169ZM135 260H136V259H135ZM141 260H138V261H141ZM159 260H160V258H159ZM125 261H126V260H125ZM138 261H137V262H138ZM148 261H154V263H155V260H154V259H153V260H148ZM156 261H158V260H156ZM132 262H134V259L132 260ZM137 262H136V263H137ZM162 262H164V261H162ZM166 262H167V261H166ZM134 263H135V262H134ZM134 263H133V264H134ZM138 263H140V262H138ZM138 263H137V264H138ZM145 263H146V262H145ZM149 263H151V262H149ZM160 263H161V262H160ZM141 264H143V263H141ZM147 264H148V263H147ZM155 264H156V263H155Z\"/></svg>",
    "mask_w": 264,
    "mask_h": 264
},
{
    "label": "water",
    "instance_id": "water-1",
    "mask_svg": "<svg viewBox=\"0 0 264 264\" xmlns=\"http://www.w3.org/2000/svg\"><path fill=\"white\" fill-rule=\"evenodd\" d=\"M251 2L254 3V5H253L254 7H257V8L264 10V1L263 0H242L239 4L241 5V3H242V7H244L245 5L247 6L246 8L248 10H246V12H245L246 15L253 12V9H251L252 8ZM181 7H182V4H180V3L176 5V7L174 8V11L172 13L173 17L178 15L179 11L181 10ZM58 16H59V18L57 20L58 21L60 20L59 23H64V24L65 23H71L72 26H74L76 28L77 27H80V28L84 27V29L88 28L85 25H83L86 23L82 22L81 20L79 21L78 17H74V16L69 17L68 15L62 14L60 12H59ZM94 17H96V16H94ZM224 24H226V23H224ZM224 24H222V25H224ZM88 29H90V28H88ZM34 193H39L40 195H43L46 197H53L54 194L56 193V190H55V188H53V186H50L49 184L41 181V182L34 184Z\"/></svg>",
    "mask_w": 264,
    "mask_h": 264
}]
</instances>
